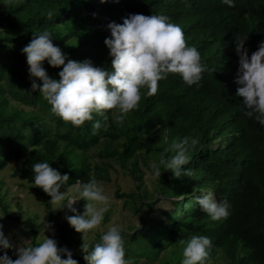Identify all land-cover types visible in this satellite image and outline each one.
<instances>
[{"label":"trees","instance_id":"obj_1","mask_svg":"<svg viewBox=\"0 0 264 264\" xmlns=\"http://www.w3.org/2000/svg\"><path fill=\"white\" fill-rule=\"evenodd\" d=\"M137 13L164 14L182 26L187 44L200 51L207 65L201 86H189L179 74L171 73L159 82L155 95L142 89L139 107L122 126L115 121V110H109L107 130L96 134L93 121L74 126L53 113L39 90L31 88L29 65L21 50L48 30L69 59H90L95 66L111 70L107 26ZM247 36L250 56L264 41V0H235L234 7L221 0H0V172L9 162L19 163L11 177L27 183L49 206L51 196L34 185L33 165L47 161L67 173L70 179L60 191L93 177L109 181L107 167L91 164L86 157L102 146L99 156L115 160L140 190L138 151L144 139L158 137V160L172 141L198 137L191 161L182 166L192 170L191 177H175L161 168L157 196L144 192L136 200L134 194L116 193V198L130 200L139 217L138 225L123 232L126 258L132 264H181L180 241L207 235L214 244L209 264H264V125L244 114L243 98L236 95V42ZM43 66L49 76L60 78L63 66H50L46 60ZM208 190L217 200L226 197L231 203L227 219L212 220L200 210L196 198ZM162 200L169 201L171 210L156 220L149 213ZM0 208L7 219L21 221L9 214L1 198ZM27 228L30 244H38L39 227L32 222ZM57 228L58 245L73 247L78 232L68 222ZM97 241L99 236L89 244ZM6 251L18 258L13 248ZM84 255L73 259L87 264Z\"/></svg>","mask_w":264,"mask_h":264},{"label":"clouds","instance_id":"obj_2","mask_svg":"<svg viewBox=\"0 0 264 264\" xmlns=\"http://www.w3.org/2000/svg\"><path fill=\"white\" fill-rule=\"evenodd\" d=\"M221 2L235 6V0ZM107 27L111 31V36L105 39L113 57L111 70L95 66L90 59H69L53 43V34L48 30L39 32L21 50L29 65L31 88L38 89L51 106V111L64 121L74 126L93 121L92 130L96 134L101 129L107 130L109 110H115V121L122 126L128 114L139 107L142 89L146 88L149 96L155 95L159 82L171 73L179 74L189 86H201L207 65L203 63L200 51L187 44L182 26L172 22L169 16L129 14L123 18V23L113 21ZM247 38L236 42L239 56L236 95L243 98L241 110L244 114L264 125V41L249 56V49L245 47ZM45 60L50 66H63L58 80L49 76L43 66ZM32 78H38L42 83ZM96 116L102 120L95 119ZM198 143V137L189 136L172 141L160 153L159 159L151 163L153 178L160 179L161 168L170 170L175 177H191L192 170L182 166L189 164L192 149ZM32 170L34 185L51 196L56 209L66 206L72 213H77L73 204L79 199L86 201L82 214L68 215L66 219L77 232L82 233L83 241L85 238L95 240V230L100 228L111 206V197L103 183L95 177L87 182L77 181L70 186L73 195L69 198L67 191H60L70 179L67 173L62 174L47 161L36 162ZM196 199L200 210L212 220L227 219L231 214L229 200L226 197L217 200L212 190ZM3 229L4 225L0 223V264H78L67 247L59 246L55 238L45 235L48 231H55L51 222L43 221L41 242L20 246L16 259L6 251L14 244ZM123 232L121 225L112 224L101 232L99 241L91 245L83 243L87 264H132L126 258ZM180 243L184 245L181 264H209L214 247L211 237L192 235Z\"/></svg>","mask_w":264,"mask_h":264},{"label":"rangeland","instance_id":"obj_3","mask_svg":"<svg viewBox=\"0 0 264 264\" xmlns=\"http://www.w3.org/2000/svg\"><path fill=\"white\" fill-rule=\"evenodd\" d=\"M159 140L157 136H153L149 139H144L141 142V149L138 151L139 157V169L143 173V181L141 189H137L138 183L125 172L115 160H105L99 156L103 151V147L99 146L96 149H92L86 153L88 162L91 164H97L101 167H107L109 181H101L105 187V190L111 197L110 208L105 213V219L97 230H95V239L100 237L101 232L106 230L108 226L112 224H119L123 227L124 231H127L130 226H136L139 223L138 215L135 214L130 200L127 198L118 199L116 193L119 194H134L135 199L138 200L140 194L148 192L152 196H157V186L159 178H153L151 163L156 160V154L158 153ZM19 163L9 162L7 167L0 172V198L3 204L8 208L9 214L21 221H14L7 219L0 208V223L4 225V232L6 236H10L12 243L14 244L13 250L17 254L18 248L21 246H27L30 244V231L27 225L32 222L39 227L37 242H41L40 228L43 221L51 222L52 227L55 229L54 233L48 231L45 235L55 238L58 241V228L57 224L68 222L66 216L72 215V213L66 206L63 208H57V205L49 201V206L39 197L33 189L27 184L18 181L11 177L12 170L18 167ZM69 198L73 195L71 187L64 188L61 192H66ZM83 199L77 200L73 207L77 209L78 214L84 212V204H81ZM67 199L65 200V203ZM171 210V205L168 200H162L157 206H155L149 213V215L156 219L161 220L164 218V214ZM76 213V214H77ZM94 240L85 238L83 241L82 233H77L76 244L69 248L72 252L73 258L82 254V244L92 243ZM138 264H147L145 262H139ZM216 264H221L217 262Z\"/></svg>","mask_w":264,"mask_h":264}]
</instances>
